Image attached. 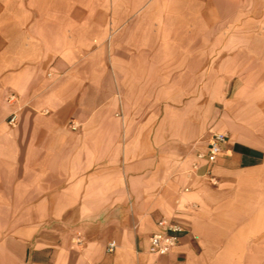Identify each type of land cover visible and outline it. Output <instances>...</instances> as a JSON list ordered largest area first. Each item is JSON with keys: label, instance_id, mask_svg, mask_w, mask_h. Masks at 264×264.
Masks as SVG:
<instances>
[{"label": "crops", "instance_id": "crops-1", "mask_svg": "<svg viewBox=\"0 0 264 264\" xmlns=\"http://www.w3.org/2000/svg\"><path fill=\"white\" fill-rule=\"evenodd\" d=\"M220 1L247 11L249 25L264 18V0ZM238 36L261 38L256 28ZM164 37L138 35L152 46L136 51L127 35L119 48L95 39L51 65L41 40L35 53L16 45L0 75V264H264V70L250 50L242 64L240 46L218 49L195 91H179L190 63L178 68L171 44L161 49L177 36ZM218 132L227 141L210 164ZM161 223L182 233L154 256Z\"/></svg>", "mask_w": 264, "mask_h": 264}, {"label": "rangeland", "instance_id": "rangeland-1", "mask_svg": "<svg viewBox=\"0 0 264 264\" xmlns=\"http://www.w3.org/2000/svg\"><path fill=\"white\" fill-rule=\"evenodd\" d=\"M243 13L247 11L232 10L220 0H0V75L12 69V51L20 44L28 45L29 51L35 53L40 49L38 43L41 40L51 65L54 57L72 60L79 50L95 39L102 47L119 48L126 43L122 39L127 35V44L136 51L142 46H152L148 41L139 42L138 35L160 33L163 39L174 33L177 41L161 42V49L166 51L171 44L178 68L184 67L185 62L190 63L191 72L176 74V84L179 91L193 87L194 92L202 76L199 70L205 61L211 63L221 59L204 58V55H212L218 49L237 50L240 46L247 54L235 58L234 62L242 64L249 62L247 51L250 50L257 55L258 71L264 70V18H255V23L249 25ZM254 28L261 35L258 40L234 41L242 37L238 35L248 34ZM186 35H192L195 40L184 41ZM204 35L209 41H196ZM218 38L222 40H216ZM186 53L192 56L186 58ZM224 60H231L233 64V59ZM164 65L161 64L162 70ZM250 76L255 77V74ZM256 77L260 78L257 83L259 93L264 96V74L260 72ZM48 79L54 82L59 78L51 75ZM9 98V95L5 98L6 105L12 103ZM245 189L249 190V187ZM257 190L264 193L262 186ZM242 195L248 196L249 192L242 190Z\"/></svg>", "mask_w": 264, "mask_h": 264}, {"label": "built area", "instance_id": "built-area-1", "mask_svg": "<svg viewBox=\"0 0 264 264\" xmlns=\"http://www.w3.org/2000/svg\"><path fill=\"white\" fill-rule=\"evenodd\" d=\"M12 101V97L9 98V102ZM16 115L11 116L8 124L11 127L16 125ZM72 131H75L76 126L72 124L70 126ZM227 141V135L224 133H215L208 141V148L205 157L208 159L210 164H214L221 153L223 144ZM164 231L159 234L152 235L149 239V253L154 256H166L168 255L177 245L180 234L182 233V227L174 223H161ZM74 244L80 246L82 241L76 239ZM116 248L115 243H110L106 251L112 253Z\"/></svg>", "mask_w": 264, "mask_h": 264}]
</instances>
